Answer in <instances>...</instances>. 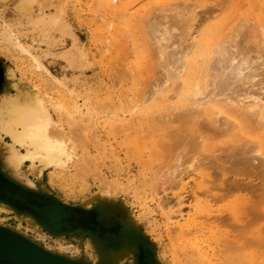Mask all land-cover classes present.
Instances as JSON below:
<instances>
[{"label": "rangeland", "instance_id": "obj_1", "mask_svg": "<svg viewBox=\"0 0 264 264\" xmlns=\"http://www.w3.org/2000/svg\"><path fill=\"white\" fill-rule=\"evenodd\" d=\"M19 1L21 0H0V32L1 28H4L6 25H9L12 27L11 29L15 30H12L14 34H22L26 30L21 26L23 22L17 12ZM41 1L44 2L43 4H41L42 2L40 3L41 7L44 8L42 10L46 13L55 12L59 8L64 10V19H66L65 21L68 22L73 33L77 36L80 48L86 55L89 66L83 71H75L66 68L65 64L61 63L57 58L48 57L44 61L47 73L39 74L37 72H31L28 63L20 57L18 58L19 55L10 48H8V50L0 39V61L3 63L0 65V97L5 90H8L10 93L12 92V77H17L22 79L26 84L36 86L42 93L49 95L56 101L62 99L66 105H68V103L70 105L73 103L72 101H77L79 105L85 104L96 113L91 117L89 123V126H91L88 130H81L82 127L79 125V114H75L74 118L71 120L66 117L61 119V125L65 128V133L70 136L75 144L76 156L73 163L68 165L62 172L45 171L39 182L44 187L46 192L45 195L54 198L52 199L53 201L55 200L57 204L67 208L74 216H78L80 221L70 226V228H68V226L57 231L48 230L45 227L43 228V226L36 221L34 223L35 226H29L25 223L21 225L15 216L19 212L26 214L27 212H33L30 210L23 211L21 208H17L10 203L12 206V213H10L6 204L0 202V227L16 232L46 252L84 264H197V257L196 259L194 258L197 256L195 254L197 253L196 250L199 248L200 252H205V255L207 257L209 256L208 258L211 262L216 264L215 262H219L220 260L218 259L223 255L222 251L226 250V247L222 248L226 245L225 242L228 240L232 242L233 239L236 243L241 240L239 238L243 240V242L241 240L243 246H241V243L239 246L247 248L248 250H245L246 252L249 251L248 245L250 248L252 247L251 245H253V243L250 242H252L251 239L253 238L254 243L257 241L258 247L255 243L253 245L254 251L252 252L264 254V250H262L264 249V175L259 171H253L242 165L245 159L244 146L242 143H245V140H249V142L252 141V143L256 141L254 143L262 145L264 149V137H262L264 136V129L250 130L249 133H246L237 126L236 130H234L235 127H232V125H235L233 123L237 121L224 116L219 117V126L216 125L217 130L216 127L213 129L220 133L215 131L212 132L209 127L214 124L209 122L211 126H207L209 125L208 122H204V118H201V116L195 118L194 124H182L181 122L174 121L175 119L173 118H171L173 120L170 122L167 114L169 112L179 114V112L176 113L171 107L167 108V106L171 104L169 102L157 101L153 102V104L151 103L150 106L147 105L143 107L141 101H139L142 97V95L140 97L142 93L141 90L143 93L148 91L147 83L151 81L154 82V80L156 82L159 81L158 85L162 84L159 87L161 89L164 80L159 79H164L163 76L166 74V70L163 68L157 70L153 69V67H155L153 66L155 65L153 62L156 60H151L152 57H148L150 55L149 53L144 54L146 50L144 51V48H142L140 39V31L142 29L141 25H138V19L141 21L143 16L147 17L146 15L149 13L148 9L149 11L151 10L154 0H150V3L149 0L146 2L144 0H138L135 3L133 2L134 0H121L120 4L117 3L115 5L109 1L104 2L103 0ZM198 1L204 3L205 0ZM207 1L210 3L209 0ZM215 1V3L211 1L208 6L204 5L196 10V14L199 16L196 17L197 22H194L195 32L193 37H196L211 24L219 20L226 21L227 18H231L236 13L238 17H247L246 20L250 17L249 19L254 21L248 22L250 25V27H248L253 28L251 29L252 32L250 33V29H247V27L237 39V45L235 43L233 46L236 45L235 49H238V52H243L246 49L251 51L254 50V36L258 38V34H255L257 31L256 29H258L256 26L259 27L264 25V0ZM235 1L237 2L235 3ZM130 2L133 4L127 7L126 5L130 4ZM36 6L32 7L34 15L39 12L38 9L40 10V7L38 8V5ZM122 6V11L126 15L120 11ZM149 6L150 8H148ZM237 7L238 9H236ZM132 8L134 9L131 11ZM210 9L213 10V13H211L212 11ZM214 10L219 11L216 13ZM119 12H121L120 14H122V16L118 14ZM102 15L106 17L104 18ZM227 15L230 16L228 17ZM208 16L209 18L206 19ZM236 16L234 15L233 18ZM100 17H102V19H99ZM116 18L117 20H115ZM199 19L203 21L200 20L202 21L200 22ZM254 24L255 26H253ZM197 25H200V29H197ZM248 35L250 36L248 37ZM251 36L254 38L250 40V38H252ZM19 37L21 43L23 42L24 44L30 45L34 44L32 40L36 38L34 34H27V32ZM233 46L230 48V53L234 49ZM172 47L173 48L170 47L167 50L170 51L171 49L172 51V49L177 46ZM240 49L242 50L240 51ZM8 51L11 52V54ZM173 51H176V49ZM250 55L251 59H255L254 53ZM258 62H260V60H258ZM263 64L264 60L258 63L255 69L257 68L258 70L259 68V71H263ZM154 70L157 71L156 74ZM45 78L46 80H44ZM50 78L52 80H50ZM256 78L252 90H250L248 86L244 88L247 92L251 91L250 95H253L249 98L250 100L246 99V101L244 99V102L251 103L253 98H255L254 94L257 95L258 93L259 95H257L256 98L260 96L259 99L257 98L260 102L257 100V104L264 105V80H261L263 79L261 76L258 79ZM47 79L49 82H47ZM56 82H63L62 84H64L69 91H73L74 96L70 97V99L66 96L64 99L63 96L60 95L62 97L60 98V93H57L56 88L58 86ZM143 83H145V85H143ZM163 87V93H168L167 96H170V86L166 85L164 88ZM211 88L212 87L208 89V92H211ZM233 88L234 87H232V89ZM232 89L229 90L228 96H231V92L235 91V88L233 91ZM207 97H209V95ZM239 100L243 102L242 98ZM172 102H174V100ZM134 103H137L138 110L133 112L130 111L131 114H134L132 116L128 112L131 110ZM243 103L240 102L239 106L245 107L248 104L243 106ZM129 114L131 115L130 119H128L130 116ZM147 115L149 117H147ZM165 115H167L166 118H164ZM156 117H162L160 122L162 120V122H164L165 120L164 123L170 127L167 129L170 133H164V129L167 127L163 126L160 128L161 125L159 124V126L156 122L158 120ZM147 118L151 119H149L150 122ZM223 118L225 119L223 120ZM129 120L135 123L137 127L135 124H132L135 128L129 127L131 125ZM220 121H222V123ZM224 121L228 122L224 123ZM230 121L233 123L231 128H229V132L228 125L231 124ZM115 123L120 126V130L119 126L114 130L117 126H114ZM124 123L128 126L129 130H124L127 128L125 125H122ZM237 123L236 125H238ZM246 123L247 125L248 123L252 124V122L249 121ZM155 126L159 127L154 129ZM249 126L250 127L247 128L250 129L251 125ZM178 128L180 130H178ZM130 129H134L135 131L133 132V130ZM158 129H160V131ZM167 130L165 132H167ZM177 130L178 132L181 131V134L178 133ZM83 131L87 133L85 134ZM71 133H73V135ZM91 133H93V135L95 134L94 136H96L97 139L96 137L92 138V136L90 138V135H92ZM199 135L200 139L197 138V141H200L198 144L200 145V143H202V145L200 147H195L194 142H196V140L194 139ZM128 136L129 140L127 138ZM186 136L188 139H186ZM3 141L7 142L8 140L5 139ZM96 143H98V145ZM182 145L185 148L183 149L184 152L181 150L183 148ZM185 145L187 147H185ZM193 157L196 159L199 158L197 159V164L199 163L200 166L202 164L205 167L202 166V168H204L203 172H206H204L207 176H205V180H208V184L205 181L201 183L199 179H196V181H198L194 183L191 179L186 178L188 174H184L187 168L185 164ZM246 157L248 156L246 155ZM254 157L260 158L259 154H255ZM239 158L241 160H239ZM0 173L10 176L18 183L20 187L15 188L32 194L40 200L47 198V196H44L40 191L35 174L33 170L29 168L28 164L23 165L18 171H15L7 163L0 162ZM175 175H182L180 177L184 182H190L188 188L185 187L186 191L182 189L183 187L181 185L178 186L177 181L179 177ZM29 182L34 183V188L28 186ZM194 192L199 196L198 198H201L200 201L203 204L207 202L209 205L213 206V209L211 208L213 212H211L209 219H212L211 217L214 216V218L218 217V221L205 218L209 221L208 222L203 218L198 219L197 227L191 229L190 233L186 235V237H190H187L186 240L177 228L171 226V223L176 221L175 217H177L178 214L176 213L179 209H182V213L186 212L189 215L194 213L193 208L196 207V204L194 201H191L196 197L193 195ZM201 192H203V194H201ZM262 193L263 195H261ZM246 198H250L251 200H247ZM159 200H161V203H159ZM242 200L243 202H240ZM246 200L247 203H245ZM178 201H181L183 205H180L181 202L178 204ZM237 202L247 205L243 204L245 207L242 205L240 208L241 205L239 204L238 207ZM158 204H162V207ZM233 208L235 211L238 209L236 211V219L232 212L234 210ZM239 210H241V216L239 215ZM170 212H172L173 215ZM13 214L15 220L9 219ZM165 214L167 216H165ZM170 215L171 217L175 216L173 217L174 221L170 222L167 220V217ZM237 219L240 221L236 222ZM214 220L216 223H214ZM199 222L202 225H200ZM82 223H84V225H76ZM36 224L39 225L37 226ZM199 226L201 227L198 228ZM202 227H204L203 230H201ZM123 229L127 230L128 234L132 235L134 239L133 246L126 245L125 238L120 237V233L123 232ZM260 232L262 233L260 234ZM61 233L62 235H60ZM222 234H224L225 237H222ZM256 234L257 236L260 234L262 237L260 235L257 237ZM214 235H218L217 239H213ZM226 235H228V237L231 236L228 238ZM194 237L197 239L196 242ZM225 239H227V241ZM259 240L263 241L262 245L261 242H258ZM221 243H223V245ZM209 249H213L214 251H210ZM231 250L229 254H231ZM219 252L221 254H219ZM139 253L140 255H138ZM210 254H213L211 257L212 259L210 258ZM191 256L193 260H191Z\"/></svg>", "mask_w": 264, "mask_h": 264}, {"label": "bare ground", "instance_id": "obj_2", "mask_svg": "<svg viewBox=\"0 0 264 264\" xmlns=\"http://www.w3.org/2000/svg\"><path fill=\"white\" fill-rule=\"evenodd\" d=\"M103 1L104 2L109 1L114 5L117 3L118 4L121 3V0H103ZM136 1H138V0H134L133 2L135 3ZM144 1L146 2L148 0H144ZM211 1L214 2L215 0L214 1L209 0L210 3H211ZM19 2H20L19 5L17 3V5H18L17 12L19 13V15L21 17V21L23 22V24L21 26L26 29L25 31L27 32V34L30 33V34H34L36 36V38L35 39L33 38V40H32L34 44L30 45V44H24L23 42L21 43L20 42L21 40H19L20 39L19 36L24 35L26 32L24 31L22 34H16V33L14 34L13 31H15V30L11 29L12 27H10L9 25H6V24H5L6 26H4V28H1L0 39L3 41V44L5 45V47L7 49L10 48L13 52H16L19 55L18 58L20 57L22 60H24L26 63H28V67H29V70L31 72H37L39 74L40 73L41 74L47 73V71L45 70L44 61L48 57L57 58L58 60H60L61 63L65 64L66 68L73 69L75 71L76 70L83 71L89 66L87 63L88 61L86 59V55L84 54L83 50L80 48V44H79V40H78L77 36L73 33V30H72L71 26L68 24V22L65 21L66 19H64V10L62 8H59L55 12L46 13L42 10L44 8L41 7V4H43L44 2L41 0L40 1H38V0H21ZM236 2L237 1H235V3ZM149 3H150V0H149ZM210 3H208L207 0H205L204 3H200L198 0H154V3L152 4L153 6L151 7V10L149 11V9H148L149 13L146 15L147 17L143 16L141 21H139V19H138V25H141V29H142L140 31V33H141L140 39H141L142 48H144V51L145 50L147 51V52L145 51L144 54L149 53L150 55L148 57H152L153 59L151 58V60H156L154 62L152 61L153 64H155V65H153L155 67L152 66L153 69L157 70V69L163 68L164 70H166V74H164L165 76H163L164 79L160 78L161 77L160 76L159 80H164V83H165V85L163 83L164 87L166 85L170 86V90H169L170 96L169 95L167 96L168 93H163V90H162L163 86L161 87V89L159 88L162 85V84L158 85L159 81H157V82L155 80H154V82L151 81V82L147 83L148 84L147 85L148 91L143 93V91L141 90L142 93L140 94V97H141V95H142V97H141V100H139V101H141V104L143 105V107H145L147 105L150 106L151 103L153 104V102H157V101L169 102L171 104H169L167 106V108L171 107L174 111H176V113L179 112V114H173V112H171L172 114L170 112H169L170 114L169 113L167 114L170 122H171V120L175 119L174 121L181 122L182 124H194L195 118L201 116V118H204V122H206V123L208 122V124H209V122L211 124H214L213 126H211L210 124L207 125V126H211V127H209V129H211L212 132L213 131L218 132V131H216L217 130L216 125L219 126L218 125V120H220L219 117H224V116L230 117V118H232L238 122V123L237 122L233 123V122H231L233 120L230 121L231 124L228 125L229 126L228 127L229 132H230L229 128H231L232 123L235 124V125H232V127L233 126L235 127L234 130H236V128L238 126L242 131H245L246 133H249L250 130L251 131L252 130H262V129H264V105H258L257 104L258 103L257 100L260 97V96L257 97L258 99L256 98V96L259 95L258 93H257V95L254 94L255 98H253V100L251 99L252 100L251 103H248V102L245 103L244 101L246 99L248 100L253 95H250L251 91L247 92V90H244V88H246L248 86L249 89L252 90L254 88V80L256 77H257L256 79H258L261 76V78H263L261 80H264V70L259 71V68H258V70H257V68L255 69L257 64L264 60V25L259 26V27L256 26V28H258V29H256L257 31L255 32V34H258V38L256 36H254L255 40H253V42L255 44L253 46L255 49L252 51L246 49L243 52H238L237 51L238 49L237 50L235 49L236 45H237V39L242 35V33L245 31V29L248 26L250 27L249 23L251 21H254L252 19L250 20L249 19L250 17L248 18L249 21L246 20L247 17H244V18L242 16L238 17V16H236V13L234 14L236 17H234V18H233L234 15L232 14L233 16L231 18H233V19H231L229 17L230 15L229 16L227 15L229 17V19L225 18L226 21L225 20H223V21L217 20L218 22L211 24L208 28H205L204 31H201L196 37L195 36L193 37V34L195 32L194 31V22H197L196 17L199 16V15L197 16L196 10L198 8H201V6H204V5L208 6ZM132 4L130 2V4H128L126 6L128 7ZM36 5H38V8L40 7L41 11L38 9L39 12H37V14L34 15V13L32 12V7L36 6ZM114 5H112V6H114ZM254 5H255V2H254ZM238 7H240V6H238ZM238 7L236 9H238ZM255 7H257V6H255ZM118 8H121V7H118ZM148 8H150V6ZM133 9L134 8H132L131 11ZM122 10H123V6H122V9L120 11H122ZM208 10H209V8H208ZM210 10L212 11L211 13H213V10L212 9H210ZM124 11H125V8H124ZM127 11H129V10H127ZM218 11L219 10H214V12H216V13ZM234 11H236V10H234ZM120 13L121 12H119L118 14H120ZM122 13H124V12L122 11ZM211 13H210V15H211ZM120 15L122 16V14H120ZM149 15H151V16H149ZM102 16H104V15H102ZM105 17L106 16H104V18ZM119 18H122V17H119ZM140 18H141V16H140ZM208 18H209V16L206 19H208ZM99 19H102V17H100ZM115 20H117V18ZM200 20H202V19H199V21ZM202 21H200V22H202ZM200 25H197V29L198 28L200 29ZM129 26H130V24H129ZM253 26H255V24ZM249 27L247 29H250V33H251L252 32L251 29H253V28H249ZM196 31H198V30H196ZM16 32H18V31H16ZM173 33H175V34H173ZM249 36L250 35H248V37ZM251 37L252 38H250V40L254 38L253 36H251ZM235 43H236V45L233 46ZM169 46L171 48H173L172 46H175V47L177 46L176 48H174V49H176V51H173L174 49H172V51L170 49L171 52L169 50H167L168 48H170ZM232 46L234 47L233 50L234 51L236 50L235 53L233 50L230 53V48H232ZM241 50L242 49H240V51ZM9 53L11 54V52H9ZM251 53L255 54V56H254L255 59L254 58L251 59V55H250ZM258 60H260V62H258ZM256 61H257V64H256ZM216 65H218V66H216ZM263 66H264V64H263ZM217 67H219V68H217ZM156 70H154L155 74L157 72ZM148 75H150V74H148ZM44 80H46V78ZM50 80H52V79L50 78ZM47 82H49L48 79H47ZM144 82H146V81H144ZM56 83L58 86L56 88L57 93L58 94L60 93L59 96L60 95L63 96L64 99L66 96H68L69 99H70V97L74 96L73 91H69L65 87V85L62 84L63 82L62 83L56 82ZM45 84H47V83H45ZM143 85H145V83H143ZM259 85H261V84H259ZM262 85H263V83H262ZM141 87H143V86H141ZM210 87H212L211 92H208V89ZM232 87L235 88V91H233L234 88L232 89ZM143 89H145V88H143ZM147 89H145V90H147ZM231 89L233 92H231V96L230 95L228 96L227 94L230 92L229 90H231ZM144 94H146V95H144ZM208 95H209V97H207ZM61 96H60V98H62ZM241 98H242L244 103L241 100H239ZM61 100L60 101L54 100L49 95L42 93V91L39 88H37L36 86H33V85L31 86L29 84H26L22 79L17 78V77H12V92L10 93L8 90H5L4 93L0 97V140H1V142H0V162L1 163H7L15 171H18L23 165L28 164L29 168L33 170L35 177H36V180L38 181L39 189L44 196H47V195H45L46 192H45L42 184L39 183L44 172L48 171V170L49 171H59V172L61 171L62 172V170L67 168L68 165L73 163V160L76 156L75 144L72 141V139L70 138V136L67 135V133H65V128L63 127V125H61V119L63 117H66L67 119L71 120L74 118L75 114H79L80 115V118H79L80 124L79 125L82 127L81 130L82 129L88 130L89 127L91 126V125L89 126V123L91 121V117L96 114L92 110V108H90L89 106H87L85 104L79 105V103L77 101H72L73 103H71L69 105V103L67 102L68 105H66L65 102H63V100L62 101ZM173 100H174V102H172ZM260 100H261V98H260ZM240 102L244 104V105L242 104L243 106H245L247 103L248 104L245 107H241V106H239ZM92 107H93V105H92ZM139 108H141V107H139ZM137 110H138L137 103H134L133 107L131 108V110H129L128 113H130V111L133 112V111H137ZM173 110H171V111H173ZM131 115L133 116L134 114L132 113ZM131 115L129 116V118L128 117L127 118L130 119ZM137 115L141 116L140 114H137ZM167 115H165L164 118H166ZM220 115H223V116H220ZM147 117H149V116L147 115ZM171 118H173V119H171ZM115 119H118V118H115ZM147 119L149 121L150 118H147ZM157 119L158 120L156 122L158 123V125L159 124L161 125V126L159 125L160 128H162L163 126L167 127L164 129L166 131L169 126H167L164 123L165 120H164V122H162L163 120L160 122L162 117H158ZM224 119L225 118H223V120ZM119 120H121V119H119ZM167 121H168V119H167ZM247 121L252 122V124L248 123V125H247V123H246ZM129 122H131V125L129 127L133 128L134 126L132 124H135V123H133L131 120H129ZM220 122L222 123V121H220ZM225 122L226 121H224V123ZM236 123L238 125H236ZM116 125L117 124L115 123L114 126H116ZM122 125H125V123ZM249 125H251L250 129L247 128V127H250ZM118 126L119 125H117L114 130H116ZM135 126H136V124H135ZM159 126H155L154 129H157V127H159ZM126 127L127 128H125L124 130L128 129V126H126ZM214 127H216V130H213ZM74 128H76V127H74ZM179 128H178V130H180ZM175 129H177V128H175ZM119 130H120V126H119ZM130 130H133V132L135 131L134 129H130ZM158 130L160 131V129H158ZM178 130H177V132H178ZM165 131H164V133H167V134L170 133V132H168V130H167V132H165ZM197 131H199V130H197ZM84 133H81V134H84ZM178 133L181 134V131ZM218 133H220V132H218ZM71 134L73 135V133H71ZM91 134L92 135H90V138H91V136H92V138L96 137V136H94L95 134L94 135H93V133H91ZM188 134H191V133H188ZM182 135H183V133H182ZM188 136H190V135H188ZM186 137H183V138H186ZM199 137H200V135L198 137H195V139H194V140H196V142H194L195 147L196 146L200 147L202 145V143H200V145L198 144L200 141H197V138H199ZM262 137H264V136H262ZM127 138L129 140V136ZM260 138H261V136H260ZM5 139H7L8 141L4 142L3 140H5ZM96 139H97V137H96ZM186 139H188V137ZM252 139H253V137H252ZM185 141H183V142H185ZM201 142H203V141H201ZM244 142L245 143H242V144L244 146L243 149H244L245 159L243 160L242 165L250 168L253 171L254 170L259 171L264 175V149H263L262 145L255 144L254 142H256V141H254L252 143V141L249 142V140L248 141L245 140ZM143 143H146V142H143ZM96 144L98 145V143H96ZM237 144H238V142H237ZM228 145H231V144H228ZM235 146H238V145H235ZM253 146H255V147H253ZM182 147H183V145H182ZM185 147H187V146L185 145ZM183 149H185V148L183 147L181 149L182 152H184ZM190 149H192V148H190ZM176 151H178V150H176ZM218 153H219V151H218ZM255 154L256 155L259 154L260 158L254 157ZM197 155H198V153H197ZM246 155L248 157H246ZM176 157H177V155H176ZM195 159L196 158L193 157V158L189 159L188 162L186 161L187 164H185V165L187 166V168H186V171L184 172V174H186V175L188 174L186 176V178L191 179V181L194 183H195L196 179H199L201 181V183L205 181L208 184V180L207 181L205 180V176H206L205 173L206 172L205 171H204L205 173L203 172L205 167L202 164H201V166L199 163L197 164V159H199V158L196 159V162H195ZM239 160H241V159L239 158ZM152 166H153V164H152ZM202 166L204 168H202ZM175 176H177V175H175ZM180 176H182V175H180ZM180 176L179 175L177 176V177H179L178 181H177L178 186L181 185L183 188L181 186L180 187L186 191L185 187L188 188L190 182L189 183L184 182V180ZM204 184H206V183H204ZM197 185H198V183H197ZM28 186L30 188L31 187L34 188V183L29 182ZM35 189H37V188H35ZM190 191H191V189H190ZM201 194H203V192H201ZM193 195L196 197H194V200L192 199L191 201L195 202L196 207L193 206L194 207L193 208L194 213L192 215L191 214L189 215L186 212H184L185 213L184 214V213H182V209H179L181 211H179V210L177 211V213H176V214H178L177 217L173 216V217H175L176 221H174V219H173V217H171V215L169 217H167L168 221H170V222L174 221L171 223V226L174 228H177L179 230L180 234H182L183 237L186 238V240H187V237H190V236L186 237V235H188L190 233L191 229L197 227L198 219H202V218L203 219H205V218L209 219L211 216V212H213V211H211L213 209L212 208L213 206L209 205L207 202H205L203 204L200 201L201 198H198L199 196H197L195 194V192ZM261 195H263V193ZM41 197H42V195H41ZM47 197L49 199H54V198H51L50 196H47ZM247 200H251V199L249 198ZM247 200L245 203H247ZM259 201H260V199H259ZM54 202H55V200H54ZM180 202L178 201V204ZM240 202H243V200ZM159 203H161V200H159ZM181 204H182V202L180 203V205ZM239 204L241 205L240 206V208H241L244 203L243 204L238 203L237 206ZM158 205L160 207H162V204L161 205L158 204ZM244 205H247V204H244ZM244 205H243V207H245ZM163 207H164V204H163ZM236 207H235V209H236ZM261 208H262V205H261ZM235 209L232 212H233V215L235 216V219H236V214H237L236 211L238 209L236 211H235ZM168 210H169V208H168ZM18 211H19V209H18ZM30 211H32L33 213H28V212H27V214L21 213V212H19L18 214L16 213L17 215L15 217L17 218L18 222L21 225L23 223H25L29 226H33L35 221H36L41 226H43V228L45 227L48 230L51 229V230L57 231V230H61V228H55L56 224H62L63 219L66 217V215H64V213H63V207L57 203L55 205L44 206L41 208L32 207V210H30ZM232 212H231V214H232ZM170 213L172 214V212H170ZM189 213H190V211H189ZM44 214H46L48 216L47 221L49 222V224L51 226H47L46 223H44L43 220L41 219L42 216L45 218L46 215H44ZM166 214H165V216H167ZM241 214H242L241 210H239V215L241 216ZM126 217H129V216H126ZM211 218L212 219H209V220L215 219L216 221H218V219H217L218 217L214 218V216H212ZM220 218H222V217H220ZM244 219H245V217H244ZM215 220H214V223H216ZM241 220H243V219H241ZM206 221H208V220H206ZM239 221H240L239 219L236 220V222H239ZM205 223H203V224H205ZM39 224H36V225L38 226ZM200 225H202V224L200 223ZM238 226H239V224H238ZM200 227L201 226H199L198 228H200ZM68 228H70V226ZM203 228L204 227H202L201 230H203ZM256 228H258V227H256ZM124 230L125 229H123V232L120 233V237L125 238L126 245L133 246L134 239L132 238V235L128 234L127 230H125V231ZM120 231H121V229H120ZM200 232H198V233H200ZM254 232H256V231H254ZM69 233H70V230H69ZM261 233L262 232H260V234ZM250 234H254V233H250ZM60 235H62V233ZM228 235H226V236L228 237ZM263 235H264V233H263ZM217 236L214 235V238L213 237L212 238L217 239ZM223 236L225 237L224 234H222V237ZM230 236L228 238H230ZM245 236H246V234H245ZM256 236H257V234H256ZM194 238L196 239V237H194ZM219 238H220V235H219ZM236 239H237V237H236ZM239 239L242 240V238H239ZM220 240H222V239H220ZM225 240L227 241V239H225ZM241 240L237 241L236 243L234 242L233 239H232V242H231V240H228L230 242L224 241L227 246L225 245L222 248L226 247V250L222 251L223 255H221L222 257L218 259L220 261L219 262L217 261L215 263L216 264H264V254H260L258 252H257L258 254H256V253L252 252V251H254L253 245L255 243H256V246L258 245L257 241L254 243V240L252 238L251 239L252 242H250V243H253V245H251L252 246L251 248L248 245L247 247L249 248V251L246 252L245 250H248V249L245 247H243V248L241 247V246H243L242 245L243 240H242V242H241ZM248 240H249V238H248ZM196 241H197V239L195 240V242ZM209 241H211V240H209ZM263 241L259 240L258 242L259 243L261 242V245H262ZM195 242H194V244H195ZM217 243H219V242H217ZM240 243H241V246H239ZM221 244L223 245V243H221ZM197 246H198V244H197ZM256 246H254V247H256ZM199 249H197V250L194 249L197 251V253L195 254L197 256H195L194 259H196V257H197L196 260L198 261V262H196V261L195 262L197 264H214L208 258L209 256L207 257L205 255L206 253L205 252L203 253L202 251L200 252ZM231 249H233V250H231ZM230 250L232 251L231 254H229ZM262 250H264V249H262ZM210 251H214V250L212 249ZM206 252H207V250H206ZM215 254H217V253H215ZM219 254H221V253L219 252ZM232 254H235V255H232ZM138 255H140V253ZM212 255L210 256V258L212 257ZM191 258H192V256H191ZM217 258H215V259H217ZM191 260H193V258Z\"/></svg>", "mask_w": 264, "mask_h": 264}, {"label": "water", "instance_id": "obj_3", "mask_svg": "<svg viewBox=\"0 0 264 264\" xmlns=\"http://www.w3.org/2000/svg\"><path fill=\"white\" fill-rule=\"evenodd\" d=\"M0 173V184L10 187H20L15 183L2 181ZM0 202L10 206L11 204L0 198ZM46 215V214H44ZM47 219L48 216L46 215ZM76 225H84L76 224ZM86 225V224H85ZM0 264H84L69 260L67 258L46 252L30 240L22 237L16 232L0 227Z\"/></svg>", "mask_w": 264, "mask_h": 264}, {"label": "flooded vegetation", "instance_id": "obj_4", "mask_svg": "<svg viewBox=\"0 0 264 264\" xmlns=\"http://www.w3.org/2000/svg\"><path fill=\"white\" fill-rule=\"evenodd\" d=\"M0 198L8 201L14 206L21 208L23 210H32V207L41 208L44 206L55 205L56 203L49 198L37 199L36 196L29 194L21 189L15 187L4 186L0 184ZM63 213L66 218L63 219L62 224H56L55 228L64 229L68 226L74 225L79 222V217L74 216L67 208L63 207ZM47 226H51L46 218L41 217Z\"/></svg>", "mask_w": 264, "mask_h": 264}, {"label": "crops", "instance_id": "obj_5", "mask_svg": "<svg viewBox=\"0 0 264 264\" xmlns=\"http://www.w3.org/2000/svg\"><path fill=\"white\" fill-rule=\"evenodd\" d=\"M3 63L0 61V65H2ZM0 94H1V90H0ZM2 181H4V182H7V183H10V182H12V183H15V185H19L18 183H16L10 176H8V175H4V176H2ZM48 198V197H47ZM40 200V199H39ZM8 208H9V210H10V213H12V208L10 207V206H8V205H6ZM21 210H23V209H21ZM9 219H14L15 220V218H14V214L12 215V216H10L9 217Z\"/></svg>", "mask_w": 264, "mask_h": 264}]
</instances>
